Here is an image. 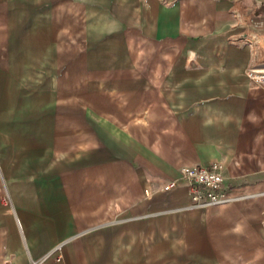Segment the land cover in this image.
<instances>
[{
	"label": "crops",
	"instance_id": "obj_1",
	"mask_svg": "<svg viewBox=\"0 0 264 264\" xmlns=\"http://www.w3.org/2000/svg\"><path fill=\"white\" fill-rule=\"evenodd\" d=\"M253 7L0 0V264H181L191 233L198 264H223L226 234L264 264ZM213 162L226 202L165 189Z\"/></svg>",
	"mask_w": 264,
	"mask_h": 264
},
{
	"label": "built area",
	"instance_id": "obj_2",
	"mask_svg": "<svg viewBox=\"0 0 264 264\" xmlns=\"http://www.w3.org/2000/svg\"><path fill=\"white\" fill-rule=\"evenodd\" d=\"M250 79L264 87V75L250 69ZM223 168L213 162L207 166L182 167L176 180L170 181L165 189L185 186L188 189L192 206L195 208L210 207L226 202L228 199L223 189ZM30 264H38L31 262Z\"/></svg>",
	"mask_w": 264,
	"mask_h": 264
},
{
	"label": "rangeland",
	"instance_id": "obj_3",
	"mask_svg": "<svg viewBox=\"0 0 264 264\" xmlns=\"http://www.w3.org/2000/svg\"><path fill=\"white\" fill-rule=\"evenodd\" d=\"M244 17H246L245 14H244ZM249 34L250 36L258 37L259 41L257 40L258 42L257 47L259 48V52H260V57L257 60H255L254 64L251 66V70H254L261 75H264V33L259 31V28L256 27V28H252L249 31ZM249 41L252 43L253 40H249ZM253 45L255 46L254 41H253ZM239 238L241 237L231 236L229 234H226L223 236V241H222V263L223 264H247L248 263V258L250 255H252V253H250L248 250V245L246 244V240L248 239V237H242L244 239L243 242H239ZM187 239L189 242V245L187 246L190 249V255H191L190 260L188 258L189 252L187 251V248L185 249V247H184L183 252H176V253H171V254L176 255V257L182 256L183 259L180 262L181 264H188L189 261H190L189 264H198L197 263L198 255H199L198 247H200L198 236L191 233V235H189V238ZM210 240H211L210 244L213 250L214 249V238L212 237ZM167 254H169V252H167ZM213 258H214V251H212V260L214 261ZM173 264H179V263L175 262Z\"/></svg>",
	"mask_w": 264,
	"mask_h": 264
},
{
	"label": "water",
	"instance_id": "obj_4",
	"mask_svg": "<svg viewBox=\"0 0 264 264\" xmlns=\"http://www.w3.org/2000/svg\"><path fill=\"white\" fill-rule=\"evenodd\" d=\"M253 8L246 11V15L250 19H254L259 22V31L264 33V0H252Z\"/></svg>",
	"mask_w": 264,
	"mask_h": 264
}]
</instances>
